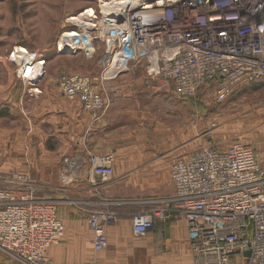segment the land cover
Masks as SVG:
<instances>
[{
	"label": "built area",
	"instance_id": "1",
	"mask_svg": "<svg viewBox=\"0 0 264 264\" xmlns=\"http://www.w3.org/2000/svg\"><path fill=\"white\" fill-rule=\"evenodd\" d=\"M137 3L101 20L91 9L88 21L93 24L71 30L75 36L62 41L86 58L95 53L97 40L103 43L96 78L58 77L66 101L79 102L88 114L104 113L109 97L121 93L120 85L110 81L144 65L148 82L179 97H192L199 86L216 80L221 100L240 84L264 80V0ZM27 63L17 70L24 83L33 82L42 66ZM28 69L32 78L26 76ZM82 165L98 179L88 178L94 186L115 174L113 154L87 152ZM66 176L60 177L63 183ZM170 181L175 192L165 204L184 219L196 264H264V170L250 145L203 146L180 156L171 164ZM34 185L25 175L0 172V251L15 264H55L47 250L64 234L58 202L37 198ZM165 219V210L140 212L131 219V233L143 237ZM110 220L111 215L95 210L86 218L95 253L108 246L105 227Z\"/></svg>",
	"mask_w": 264,
	"mask_h": 264
},
{
	"label": "rangeland",
	"instance_id": "2",
	"mask_svg": "<svg viewBox=\"0 0 264 264\" xmlns=\"http://www.w3.org/2000/svg\"><path fill=\"white\" fill-rule=\"evenodd\" d=\"M108 1L0 0V172L25 175L35 184L37 198L57 199V208L65 207L77 218L81 240L89 233L86 218L90 211L111 215L110 225L131 222L152 208L165 210L166 219L157 221L148 234H131L116 250L108 244L96 256L119 255L120 264H196L188 248L187 253L178 252L180 244L174 236L171 241V229L177 222L185 236L187 229L182 216L165 204L174 193L171 164L189 149H224L239 141L252 147L264 170V80L240 84L221 100L212 86H205L183 102L148 82L144 65L110 81L111 86L120 85L121 93L114 102L109 97L104 113H86L81 104L60 95L57 81L62 73L96 78L103 43L95 42L90 58L82 51L68 50L69 45L64 50L56 46L64 31L93 24L88 16L68 19L90 9L98 20L116 16L117 8L108 6ZM20 48L25 55L18 53ZM30 58L45 64L33 82L24 83L17 70ZM71 108L77 116L78 110L80 114L84 111L114 136L110 153L121 151L115 157L114 177L102 185L105 189L92 191L90 196L81 189L79 178H73L86 175L82 162L92 151L80 152V146L87 144L81 119H77L75 136L68 137L67 110ZM65 174L63 183L60 177ZM0 255L12 262L1 251Z\"/></svg>",
	"mask_w": 264,
	"mask_h": 264
},
{
	"label": "crops",
	"instance_id": "3",
	"mask_svg": "<svg viewBox=\"0 0 264 264\" xmlns=\"http://www.w3.org/2000/svg\"><path fill=\"white\" fill-rule=\"evenodd\" d=\"M114 83H117L115 81ZM120 94L117 96H113L112 100L115 101L116 98H119ZM126 98H129L127 96ZM77 105H80L79 102L75 101L72 102ZM81 107V105H80ZM79 114L77 116L76 110L74 108L67 110L68 115V123L69 127L67 128L68 137L70 138L72 135L75 136V130H76V124L77 119H81L80 125L83 129V135L84 139L87 144L80 146V152H87L92 151L93 153H99V154H113L114 156V166H115V157L120 156L121 151H116V155L114 153H110L109 150L113 146L111 145L112 142L115 140L113 135L110 132H106L107 130L104 129V127L101 126V123H97L99 121H93L92 118H90V115L81 112L78 110ZM192 150H188L180 154L179 156L183 154L190 153ZM177 157V156H176ZM174 159V158H173ZM131 165V163L129 164ZM84 174L85 176H78L74 178H79L80 182L82 183V188L86 192V196L92 195V191L95 190H103L105 189V186H102L98 184V186H94L89 181L90 178H95V181H98L96 177H91V175L88 172V167H84ZM56 177V176H55ZM54 177V178H55ZM81 178V179H80ZM89 178V179H88ZM174 188V186H173ZM175 192V190H174ZM174 194V193H173ZM57 217L60 221L64 224V239L57 245L51 246L48 248L47 253L49 258L54 263H95V264H120L122 263V260L120 259L119 255H97L92 249V234L89 231V233H83L84 238L81 240L79 237L78 230L79 226L77 224V218L73 216L69 210L65 207H59L57 208ZM186 225V223H185ZM176 227L170 228L171 229V241L174 242V237L176 242H178L180 245L177 246L176 249L178 252L184 251V253H187V248L189 252L191 253L190 244L188 241V234L186 229V236L185 234L181 233L178 227H180V222H177L175 224ZM182 227V226H181ZM105 232L108 236V244L110 248H113L116 250V247L120 246L124 241L126 237L131 236V222L129 221H117L110 225H107L105 227ZM174 236V237H173ZM187 244V246H186ZM175 249V248H174ZM192 255V253H191ZM131 259V257H128ZM0 262L2 264H15L8 260H6L4 257L0 255Z\"/></svg>",
	"mask_w": 264,
	"mask_h": 264
},
{
	"label": "bare ground",
	"instance_id": "4",
	"mask_svg": "<svg viewBox=\"0 0 264 264\" xmlns=\"http://www.w3.org/2000/svg\"><path fill=\"white\" fill-rule=\"evenodd\" d=\"M108 2H110V3H108V6L113 7V8H122V7H125V6H129L131 4L134 5V6H136V4H138L137 3V0H110ZM92 12L93 11L91 9L90 10H86L85 12L81 13L78 17H76V18H70V19H68V21H70V22L71 21H76L79 18H83L84 16H91L92 15ZM72 36H75V35L72 33L71 30L70 31H68V30L67 31H64V33H63V35H62V37H61V39L59 41L58 50H64L66 47H65V43L62 42V41L66 40L65 38H68V37L69 38L70 37L72 38ZM18 53H21L22 55H25L26 54V51L24 49H21L20 48V49H18ZM21 58H23V57H21ZM31 59L32 58L29 59L30 61L27 63L28 64L27 66H31L32 63L35 62V60H31ZM40 60H42V59H40ZM44 64L45 63H41V62L37 63V65H44ZM27 66H24V70H26V71H27ZM27 74L28 75H26V76H28V78H32V76H34V75L31 74V72H30L29 69H28Z\"/></svg>",
	"mask_w": 264,
	"mask_h": 264
},
{
	"label": "trees",
	"instance_id": "5",
	"mask_svg": "<svg viewBox=\"0 0 264 264\" xmlns=\"http://www.w3.org/2000/svg\"><path fill=\"white\" fill-rule=\"evenodd\" d=\"M150 1H154V0H150ZM257 81H258V80H257ZM257 81H253V82H257ZM249 83H250V82H249ZM205 86H212V87L214 88V90H215V97H216V91H217V88H218V82H217L216 80L211 81V82H209V83H206V84H203V85L199 86V87L197 88L195 94H194L192 97H185V96H184V97H181V96L179 97V96L175 95V94L173 93L172 90H169V91H166V92L172 94V95L175 96L176 98H179V100L185 102V101H189V100L193 99V98L195 97L196 93H198L199 90H201V88H203V87H205ZM6 113H7V112H6ZM119 215L122 216L123 213L119 212ZM153 228H154V227H153ZM153 228H152V229H153ZM3 257H4V256H3ZM4 258H5V257H4ZM5 259H6V258H5Z\"/></svg>",
	"mask_w": 264,
	"mask_h": 264
},
{
	"label": "water",
	"instance_id": "6",
	"mask_svg": "<svg viewBox=\"0 0 264 264\" xmlns=\"http://www.w3.org/2000/svg\"><path fill=\"white\" fill-rule=\"evenodd\" d=\"M120 22V21H119ZM246 256L248 255V253L245 254Z\"/></svg>",
	"mask_w": 264,
	"mask_h": 264
}]
</instances>
